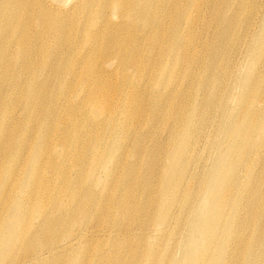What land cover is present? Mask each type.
I'll return each instance as SVG.
<instances>
[{"label": "rangeland", "instance_id": "1", "mask_svg": "<svg viewBox=\"0 0 264 264\" xmlns=\"http://www.w3.org/2000/svg\"><path fill=\"white\" fill-rule=\"evenodd\" d=\"M263 5L262 0H154L151 13L153 17L161 19L164 28L160 27L159 32H154L156 24L142 27L137 19L128 17L121 25L113 27L112 31L121 32L120 38L112 40V45L107 46L109 37L103 36V33L91 32L94 30L91 24L99 18L101 12L115 18L119 11L115 8L114 0H93L85 9H81L83 6L80 8V0H0L1 16L11 17L10 24L4 30L0 25V219L5 223L12 222L16 216V205L20 204L22 208L24 205L29 206L32 221L37 224L42 191L30 201L29 193L33 189L28 193L20 192V188H16L17 190L9 195L7 181L11 176H17L18 172V177L23 183L32 185L39 181L42 172H38V165L42 161L38 160L37 151L32 157L28 153L26 156V150L33 145L41 132L37 126H47L51 123L53 129L65 125L60 120L61 115H66V121L79 126L83 131L87 130L90 134L81 138L75 137L73 131L66 132L67 138L61 135L63 144L55 148L58 156H62L63 150L71 154L73 148H78L86 152V157H91L88 146L97 148L101 147V143H106L107 149L111 144H128L123 158L132 162L135 159L133 147L140 143L143 160L152 164L154 162L163 170V174L169 170L164 150L167 145L168 127L174 122L170 115H174L175 111L184 121L187 118V122L201 125V122L208 121L204 128L202 127L203 138L192 162V166L197 165V168L205 163L208 165L202 173V178L207 177L213 165L212 158L216 146L214 141L222 137L228 115L238 124L246 117L251 122L257 118L260 132L255 139L259 140L261 137V140H264L263 18L257 25L249 28L254 17H264V11H260ZM7 8L11 10L7 11ZM57 23L63 25L59 33L56 32ZM141 27L142 33L139 30ZM145 32L148 38L136 41L135 37H141ZM130 35L132 36L129 40ZM96 36L98 44L96 48H92L87 43V37ZM131 45H138L135 57L127 53L132 52ZM91 49L96 50L94 58L89 60L93 70L88 79L90 83H84L70 74H63L65 72L61 67L68 64L77 72L79 61L85 58ZM181 50H185L183 58L179 57ZM123 59H127L124 66ZM121 66L124 67L123 71H120ZM108 69L112 72L111 75L109 71L104 72ZM104 75L113 81L114 88L106 83ZM256 75L259 78L254 77ZM62 79H68L70 82L65 94L62 92ZM94 83H101V94L88 97L85 86L89 87ZM36 85L41 86L43 96L39 95L43 105L50 107L51 116H46L43 108L36 111V119L35 116H28L27 96L34 92L32 89ZM165 87H168L167 93L163 92ZM83 98L86 104L82 103ZM77 100L82 103L80 106L58 111V103L65 104L68 101L71 104ZM100 101L116 105L115 110L119 113L111 122L108 119L103 120V128H108L107 130H95L98 127L91 125L94 123L93 118L101 117L98 106ZM128 106H131V116L124 120L123 110ZM148 108H154L160 120L153 122L149 119ZM194 109L197 110L193 112ZM83 121L88 122L95 131L89 125L84 126ZM101 124L103 125L102 122ZM183 124L184 122L180 124L179 130L184 128ZM124 129L127 134L125 137ZM119 130L120 133L115 137ZM138 131V134L149 132L147 136L140 138L139 143L138 137L130 143L127 138L129 135H137ZM25 133H28V136L23 141ZM95 133L100 134L97 137L92 136ZM189 136L186 135L183 150L192 144L194 133ZM253 142V139L249 140L248 149L252 147ZM21 145L25 149V155L21 158V161L26 160L25 168L21 167V162L18 169L12 168L19 157L17 150ZM173 146L174 143L171 147ZM216 147L224 150L223 146ZM240 153L238 150L232 151L230 161L234 165ZM182 159L183 155L174 164L176 170L173 177L182 171ZM263 163L261 161L254 166L255 174L261 179L260 183L264 181ZM137 172L144 176L142 167L137 168ZM43 173L48 174V168H45ZM200 173L198 180L201 179ZM99 176L106 178L105 173H99ZM157 176L161 177L157 173L152 182V190L156 195L159 193L161 180H158ZM224 176H228L227 171ZM198 184L200 185L191 182L188 185L192 196L197 193ZM54 188L56 186L53 183L50 187L47 186V194H53ZM39 189L42 190L43 187ZM187 190L177 196L168 194L162 200L158 195V202L161 200L163 204L171 197L183 199L188 195ZM126 194L128 195L127 192ZM135 200L141 201L139 192L135 194ZM48 209L50 210L49 206ZM251 225L255 229L256 222ZM2 228L0 232L8 236V230ZM16 233V230L12 231V234ZM131 240L137 243V250L127 255L132 257L135 264H146L142 258L147 247L142 244L136 231ZM148 241L152 254L158 258L159 263L168 261L171 256L178 259L184 255L172 233ZM104 248L108 249L109 244ZM256 250L261 249L256 246ZM15 254L16 250H6L4 261L6 257L15 258Z\"/></svg>", "mask_w": 264, "mask_h": 264}, {"label": "bare ground", "instance_id": "2", "mask_svg": "<svg viewBox=\"0 0 264 264\" xmlns=\"http://www.w3.org/2000/svg\"><path fill=\"white\" fill-rule=\"evenodd\" d=\"M92 1L80 0V8L82 6L81 9L87 8ZM262 1L264 3V0ZM114 3L116 10L119 11L115 18L106 12H101L98 15L99 18L91 24L92 28L94 26L91 32L103 33V36L109 37L107 46L112 40L120 38L121 32L112 31L113 27L117 24L121 25L128 17L137 19L142 27L151 23L156 24L154 32H159L160 27L164 28L161 19L153 17L151 13L154 9V0H118L117 2L114 0ZM10 10L7 8V11ZM260 11H264V5ZM1 15L2 13H0V25L4 30L10 24L11 17ZM261 19V23L264 24V17L259 15L253 18L249 28L257 25ZM56 25V32L59 33L63 25L59 23ZM142 27L139 29L140 33L143 32ZM173 32L176 34V29ZM147 38L146 32L141 37H135L138 42ZM97 41V36L87 37V43L92 48L97 47ZM137 48L138 45H131L132 52L127 53L135 57ZM95 50L91 49L89 54L79 61L77 72L72 65L68 64L66 67L63 65L61 67L65 72L63 74H70L84 83H90L88 79L93 70L89 60L94 58ZM184 56L185 50H181L179 57ZM126 60H122L123 66L126 65ZM134 61L137 60L134 59ZM123 66L119 67L120 71H123ZM108 71L109 69L104 72ZM109 74L111 75L112 72L109 71ZM106 75H104L106 83L114 88L115 84ZM254 77L259 78L258 75ZM70 81L73 83L72 79ZM61 83L62 92L65 94L70 82L68 79H62ZM85 87L88 97L101 94V83ZM165 88L163 92L167 93L168 87ZM32 91L34 92L28 94L26 102L27 104L29 102L28 105L26 104L28 116L32 118L35 116L34 119H36V111L39 108L45 110L43 113L46 116H51L50 107L43 105V100L40 98L39 94L43 96L41 86H34ZM81 101L86 102L85 98ZM262 101L264 103V99ZM82 103L79 100L71 104L66 101V105L58 103L57 106L60 107L58 111L71 109ZM98 106L101 117L93 118L94 123L91 125L94 128L98 127L95 130H107L108 128H103V120L108 119L111 122L119 113L115 110L116 105H108L105 101H100ZM130 108L131 106L124 108V120L131 116ZM148 110L149 119L153 122L160 120L154 108H148ZM195 110L197 109L193 112ZM16 112L19 116V111ZM67 118L66 115L60 116L61 122L65 124L61 127L52 129L51 123L47 126H37L41 132L33 145L26 150V156L28 153L32 157L37 151L38 160L42 161L38 165V172H42L39 181L32 185L23 183L18 177L20 172L7 181L9 195L19 188L20 192L28 193L33 189L29 193L30 201L39 191H42V198L39 199L41 204L37 203L41 207L37 224L32 221L33 216L29 206L24 205L22 208L20 204L16 205V216L12 222L5 223L3 219H0V229L3 227L2 230H8V236L0 232V262L2 264H135L132 257L127 255L137 250V243L131 240L135 231L142 244L147 247L142 258L146 264H264V181L260 183L261 179L254 170V166L261 161L264 162V140H261V137L259 140L255 139L260 132L257 118L251 122L246 117L238 124L230 115L227 116L222 137L214 141L216 146H223L224 150L215 146L213 165L205 178H202V173L206 171L208 165L205 163L197 168V165L192 166L194 164L192 162L203 138L202 127L204 128L208 121L201 122L200 125L192 121L187 122V118L184 121L177 111L174 115H170V119L174 122L168 127L167 145L164 150L169 170L163 174V170L159 169L160 167L158 168L154 162L152 164L143 160V150L139 140L147 136L149 131L141 134H138L140 132L138 131L137 135H129L127 138L131 143L138 137L139 144L133 147L135 159L132 162H127L123 158L128 144H111V147L107 149H105L106 143H101V147L97 148L88 146L91 157H86V152L78 148H73L71 154L63 150L62 156H58L55 148L63 144L61 135L67 138L66 132L73 131L75 137L81 138L90 134L87 130L83 131L79 126L66 121ZM182 122H184V128L179 130ZM82 124L93 128L86 121ZM94 128L93 131H95ZM125 129L124 137L127 135ZM28 133L23 135V141ZM119 133L120 130L115 137ZM190 133H194L192 144L183 150L186 135L189 136ZM98 134L100 133L92 136L97 137ZM250 139L254 142L248 149ZM173 143L174 146L171 147ZM24 150L21 145L17 150L19 157L12 168L18 169L20 162L21 167L25 168L26 160L21 161L22 156L25 155ZM237 150L239 153L242 152L234 165L230 161V156L232 151ZM182 155V171L173 177L176 170L174 164ZM139 167L144 169V176L137 172ZM45 168H48V174L43 173ZM199 170L202 172L200 173ZM226 171L227 177L224 176ZM99 173H105L106 178H101ZM157 173L161 176H157L158 180L161 178L160 186L158 184L160 187V189L158 187V195L161 200L168 194L179 195L189 188L188 185L191 182L200 183L197 193L192 196L188 189V195L183 199L171 197L161 204V200L158 202V195L152 190L153 178ZM199 173L201 179L198 180ZM51 183L56 188L52 189L55 192L49 195L45 188L50 187ZM42 187L43 189L40 190L39 188ZM138 189H140L138 192L141 201L135 200ZM252 222L254 224L256 222L255 229L251 225ZM14 230L17 231L16 234H12ZM167 233H172L177 238L176 244L184 255L178 259L171 256L168 261H165L166 263H159L158 258L152 254L148 239L155 240ZM106 244H109L108 249L104 248ZM256 246H259L261 250L257 251ZM8 249L16 250L17 254L15 258L6 257L4 261V254Z\"/></svg>", "mask_w": 264, "mask_h": 264}]
</instances>
